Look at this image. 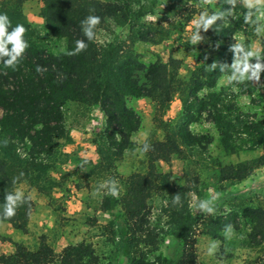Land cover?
<instances>
[{"label":"trees","instance_id":"trees-1","mask_svg":"<svg viewBox=\"0 0 264 264\" xmlns=\"http://www.w3.org/2000/svg\"><path fill=\"white\" fill-rule=\"evenodd\" d=\"M26 1H0V14H6L10 21L7 33L23 24V38L28 44L12 66H5L11 56L0 52V221H10L27 232L33 201L21 196L15 214L5 217L7 195L15 194L23 182L48 194L56 187L51 171L59 162L75 160L88 169V176L99 175L108 182L103 200V208L110 215L103 232L112 245L108 264H201L197 252L201 233L221 238L231 230L246 229L250 246L264 243V203L246 201L259 197H252L251 192L264 189V182L251 189L237 187L264 166V114L257 117L234 113L235 103L215 90L219 78L232 74L233 65L243 60L239 56L245 48L235 50L238 43L231 26L235 21L231 17L232 3L237 0H220L217 12L224 15L213 26H221L222 31L217 33L213 27L207 33L217 51L203 55L196 75L189 77L179 73L181 59L147 66L133 48L141 39L139 21L155 13L157 0H43L48 33L66 41L60 52L47 49L34 38L23 11ZM181 3L185 2L173 0L167 10L178 11ZM88 16L100 17L91 41L84 35L88 26L81 24ZM111 20L121 28L129 27L130 34L127 38L115 34L99 41L97 30L109 26ZM77 41H84L86 47L77 51ZM4 47L11 52L13 45L9 42ZM261 60L264 64V58ZM203 90L205 93L200 95ZM177 94L182 98L185 122L160 123L167 131L166 139L143 144L152 162L170 165L175 155L183 154V144L178 139L193 145L207 138L189 129L204 114L219 130L220 143L227 153H238L243 141L248 142L250 151L262 149L252 159L221 169L217 196H208L197 177L190 176L179 184L171 171L133 173L126 180L118 172V154L135 145L131 138L143 122L129 100L156 97L158 106L164 109L170 107ZM259 101L264 103V93ZM69 102L79 104L87 112L97 109L105 119L93 136L99 154L96 162L72 156L60 148L62 141L73 140L65 124L64 107ZM117 180H121L125 190L115 186L119 194L114 197L111 184ZM202 202L206 208L199 207ZM207 208L213 211L208 212ZM0 240H9L15 246L14 253L0 254V264H100L91 243L70 244L57 253L45 238L36 249L1 235Z\"/></svg>","mask_w":264,"mask_h":264},{"label":"rangeland","instance_id":"rangeland-1","mask_svg":"<svg viewBox=\"0 0 264 264\" xmlns=\"http://www.w3.org/2000/svg\"><path fill=\"white\" fill-rule=\"evenodd\" d=\"M172 1L157 0L155 13L148 14L139 21L141 39L134 43L133 48L147 66L156 62L166 63L171 58L181 59L180 75L195 76L197 65L203 62V55L217 51V47L207 33L213 27L217 33H220L222 27L216 24L206 30L201 27L199 29L201 40L192 44L190 38L195 31L192 22L198 19L201 13L206 12L211 15L217 12L220 9V0H182L185 3H181V8H177L179 10L176 12H170L167 7ZM250 2L254 5L252 9L247 7L245 0L232 3L231 17L235 20L231 24L235 29L233 38L245 48L239 56L241 59H244L247 51H251L254 56L249 58V64L264 65L261 62L264 58V0H250ZM44 7L43 0H28L23 5V11L31 24L34 38L47 49L60 52L65 49L66 41L56 39L48 33ZM249 11L254 14L248 22H245V15ZM257 27L261 28L259 33L256 31ZM115 34L127 38L130 28H121L111 20L109 26H102L97 30L96 36L99 41H104L114 37ZM234 75L238 77L240 73L233 67L232 74L219 78L215 90L223 92L228 100L235 103L234 113L257 117L263 115L264 103L259 101V96L264 93V68L260 72L259 80L253 78L239 82L231 79ZM250 75L251 68L245 73L246 77ZM204 93L203 90L200 95ZM129 105L141 115L143 122L139 131L131 138L135 145L118 154V172L125 180L133 173L171 171L176 183L183 184L188 177H197L208 196H217L221 185L219 181L221 169L224 166L252 159L262 153V149L248 150L249 144L245 141L241 142L242 149L238 153H227L220 143L219 130L204 114L198 122L190 124L189 129L193 134L207 138L204 137L193 145L184 144L178 139L183 144V154L175 155L170 165L163 161L152 162L145 153L143 144L166 139L167 131L160 123L174 125L185 122L182 98L177 94L170 107L164 109L158 106L156 97L131 98ZM64 112L66 129L73 140L71 143L62 141L60 148L72 156L92 159L96 162L99 154L93 143V136L94 132L100 131L104 124L103 115L97 109L87 112L75 102H69L64 107ZM2 113L3 110L0 108V116ZM207 139H211V142L208 143ZM51 174L56 180V187L48 194L38 192L26 182L16 187V192L31 198L34 211H37L33 217L32 238L27 240V245L36 249L42 238H45L55 251L60 253L70 244L91 243L100 257V264H108L107 259L112 245L108 243L103 233L104 227L110 220L109 213L103 208L104 195L108 190L107 179L99 175L88 176V169L81 167L75 160L59 162ZM263 182L264 166L256 169L237 187L251 189ZM111 185L118 187L122 192L125 190L121 180L112 182ZM258 194V198L246 201H252L255 205L264 203V189L256 193L251 192L252 197ZM192 199L195 202L196 196L193 195ZM225 207L230 209L229 204ZM247 232L246 229L238 232L231 230L221 238L199 234L197 238L199 263L264 264V243L250 246L246 241ZM166 246L167 242L163 244L162 249L165 250Z\"/></svg>","mask_w":264,"mask_h":264},{"label":"clouds","instance_id":"clouds-1","mask_svg":"<svg viewBox=\"0 0 264 264\" xmlns=\"http://www.w3.org/2000/svg\"><path fill=\"white\" fill-rule=\"evenodd\" d=\"M230 2H234V0H230ZM247 7L249 9H252L254 5L250 2V0H245ZM259 11V9H257ZM253 12L249 11L245 15V22H248L251 17L253 16ZM224 15V13L217 12L212 13L209 15L208 13L204 12L201 13L199 18L194 20L192 23L195 26V31L193 32L190 43L196 44L198 41L201 40V36L199 35V29L203 27L205 30L208 29L209 26L213 25V23L218 19L221 18ZM100 23V17L98 16H88L84 21L81 22V24H86L88 27L84 29V35L88 37V39L91 41L94 39L95 33L93 29H95V26ZM10 25V21L6 14H0V52H4L6 55L11 56V59L7 60L5 62V66H12L14 65V61H16L17 57L20 56L24 50L28 47L27 42L24 40V33L25 28L23 24H17L11 31L10 34L7 33V29ZM256 31L259 33L261 31L260 27H257ZM11 42L13 45L12 51L8 52L7 49L4 47L5 44ZM77 51L83 50L86 47V44L84 41H77ZM235 50L239 51L241 49L240 44L234 45ZM14 53V55H13ZM254 53L251 51H247L244 55L243 61H237L233 65V67L236 69L237 72L240 73V75L233 76L231 79L238 80L239 82H243L245 79L251 80L255 78L256 80H259L260 78V72L262 68H264V65H261L260 63H256L254 65L249 64V58L253 57ZM259 59V57L257 56ZM251 68V75L246 77L245 73L249 72V69ZM41 69L39 66L37 67V71H40ZM112 195L118 196V190L115 188V186L111 189ZM22 193L16 192L15 194L9 193L6 197V203L3 206V215L5 217H11L15 214V210L18 204V201L21 200ZM178 199V197H177ZM199 207L206 208L205 203H200ZM208 212H212L213 210L211 208H207ZM211 251V250H210Z\"/></svg>","mask_w":264,"mask_h":264},{"label":"crops","instance_id":"crops-1","mask_svg":"<svg viewBox=\"0 0 264 264\" xmlns=\"http://www.w3.org/2000/svg\"><path fill=\"white\" fill-rule=\"evenodd\" d=\"M37 211H34L29 220L28 231L22 232L17 229L16 226L7 220L0 221V235L3 237H7L12 241L28 244V239L32 238V230H34L33 217ZM15 251L14 244L9 240H0V254H12Z\"/></svg>","mask_w":264,"mask_h":264}]
</instances>
